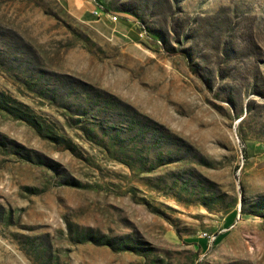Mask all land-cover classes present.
Masks as SVG:
<instances>
[{"label":"rangeland","instance_id":"rangeland-1","mask_svg":"<svg viewBox=\"0 0 264 264\" xmlns=\"http://www.w3.org/2000/svg\"><path fill=\"white\" fill-rule=\"evenodd\" d=\"M97 1L0 0V264H264V0Z\"/></svg>","mask_w":264,"mask_h":264},{"label":"trees","instance_id":"trees-1","mask_svg":"<svg viewBox=\"0 0 264 264\" xmlns=\"http://www.w3.org/2000/svg\"><path fill=\"white\" fill-rule=\"evenodd\" d=\"M97 1V0H96ZM97 4H98V8L99 9H101V10H104L106 13H108V10L107 9H105V8H103V5L101 4V2L100 1H97ZM137 38V37H136ZM136 40H138V39H136ZM236 216H237V213H232V214H230L229 215V217L227 218V223L229 224V226L230 225H232L233 224V222L235 221V219H236ZM228 236V233L226 232V233H222V234H220V235H218V237L215 239V244H218V243H220L222 240H224L226 237ZM188 243H194V244H200V245H204V244H206L207 243V237H204V238H202V239H190V240H188L187 241Z\"/></svg>","mask_w":264,"mask_h":264},{"label":"crops","instance_id":"crops-1","mask_svg":"<svg viewBox=\"0 0 264 264\" xmlns=\"http://www.w3.org/2000/svg\"><path fill=\"white\" fill-rule=\"evenodd\" d=\"M63 2L68 8L70 7L71 9L75 8V4L77 6L80 5L78 3V0H63ZM87 4L88 5H86L85 9L81 11V14H86L87 11L90 13H93L95 11V6L93 4H91L89 1H87ZM83 5H81V7H83Z\"/></svg>","mask_w":264,"mask_h":264},{"label":"built area","instance_id":"built-area-1","mask_svg":"<svg viewBox=\"0 0 264 264\" xmlns=\"http://www.w3.org/2000/svg\"><path fill=\"white\" fill-rule=\"evenodd\" d=\"M100 9L97 7V9L94 11V14L97 15L100 19L103 18V16H107L111 22H118L119 21V17L117 15H112V14H106L104 12V10H100ZM144 34L145 32L144 31H140L137 35L140 37V38H144Z\"/></svg>","mask_w":264,"mask_h":264}]
</instances>
